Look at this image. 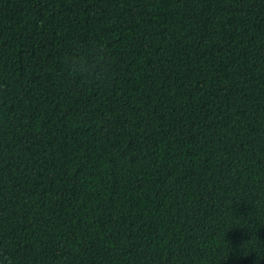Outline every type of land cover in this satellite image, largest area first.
Returning <instances> with one entry per match:
<instances>
[{"label": "trees", "instance_id": "trees-1", "mask_svg": "<svg viewBox=\"0 0 264 264\" xmlns=\"http://www.w3.org/2000/svg\"><path fill=\"white\" fill-rule=\"evenodd\" d=\"M0 264H264V0H0Z\"/></svg>", "mask_w": 264, "mask_h": 264}]
</instances>
